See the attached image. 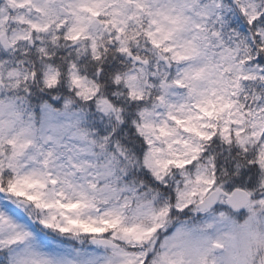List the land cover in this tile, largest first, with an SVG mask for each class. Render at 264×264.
Returning a JSON list of instances; mask_svg holds the SVG:
<instances>
[{
  "label": "snow or ice",
  "instance_id": "6c2138e0",
  "mask_svg": "<svg viewBox=\"0 0 264 264\" xmlns=\"http://www.w3.org/2000/svg\"><path fill=\"white\" fill-rule=\"evenodd\" d=\"M0 264H264V0H0Z\"/></svg>",
  "mask_w": 264,
  "mask_h": 264
}]
</instances>
